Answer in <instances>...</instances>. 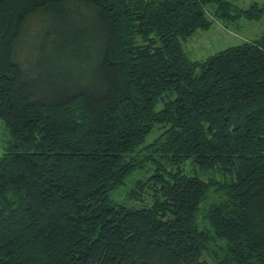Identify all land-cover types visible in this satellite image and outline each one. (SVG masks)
<instances>
[{
  "label": "trees",
  "instance_id": "16d2710c",
  "mask_svg": "<svg viewBox=\"0 0 264 264\" xmlns=\"http://www.w3.org/2000/svg\"><path fill=\"white\" fill-rule=\"evenodd\" d=\"M79 11L99 19L100 77H25L29 19ZM263 15L228 0H0V264H264V36L204 61L182 46L214 18Z\"/></svg>",
  "mask_w": 264,
  "mask_h": 264
},
{
  "label": "rangeland",
  "instance_id": "374dc122",
  "mask_svg": "<svg viewBox=\"0 0 264 264\" xmlns=\"http://www.w3.org/2000/svg\"><path fill=\"white\" fill-rule=\"evenodd\" d=\"M228 1L242 10L253 4L264 5V0ZM26 32L16 46V56L23 65L25 77H57L68 81L66 87L80 80L100 77L103 45L98 17L80 11L66 16L40 12L29 19ZM263 36L264 15L258 21L242 18L237 25L227 26L221 19L214 18L209 30L195 32L182 46L190 60L204 61L228 48ZM8 139V132L0 119V157L6 152ZM186 173L203 177L200 171L190 166L186 167Z\"/></svg>",
  "mask_w": 264,
  "mask_h": 264
}]
</instances>
